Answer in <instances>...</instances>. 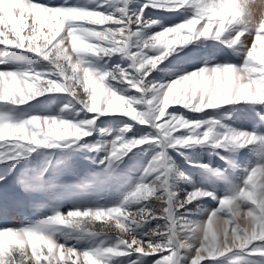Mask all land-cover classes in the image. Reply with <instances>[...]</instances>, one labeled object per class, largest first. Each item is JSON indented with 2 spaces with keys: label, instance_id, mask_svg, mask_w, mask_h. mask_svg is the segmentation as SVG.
Wrapping results in <instances>:
<instances>
[{
  "label": "snow or ice",
  "instance_id": "6c2138e0",
  "mask_svg": "<svg viewBox=\"0 0 264 264\" xmlns=\"http://www.w3.org/2000/svg\"><path fill=\"white\" fill-rule=\"evenodd\" d=\"M184 6L193 7L195 14L181 23L163 28L144 42L145 47L161 46L159 55L153 57L129 51L130 26L144 23L145 8L171 10ZM118 11L121 13L119 17L70 5L67 0L63 5H50L41 0H0V44L25 49L50 60L59 76V79H53L39 71L0 70V101L23 105L46 93L67 92L96 116L123 113L157 130L139 138L117 137L111 148V157L115 159L149 140L172 146L199 144L211 139L216 147H243L256 139L255 133L232 129L214 135L213 127L203 128L204 122L190 120L178 110L169 109L182 106L200 112L233 102L264 103V20L257 26L251 14L237 5V0H147L139 12L131 15L125 0V6ZM230 29L235 31L225 42L229 46L241 44L245 50L244 63L240 66H202L163 86L151 85L155 94L148 101L143 97L118 94L105 83L109 75L114 79L118 75L132 87L147 92V74L171 52L199 38L220 39ZM117 53L132 57L133 66L143 70L140 78L131 79L120 66H116L115 73L98 71L87 66L84 59L89 54L110 56ZM141 102L150 103L152 107L148 111H138L135 105ZM94 122L95 117L73 122L39 115L11 122L0 116V145H18L32 151L33 146L38 145L53 147L60 142L74 143L90 135L89 126ZM130 128L131 125H126L125 131ZM185 130L189 134L181 135ZM164 158L162 150L146 169V173L159 170L154 178L158 183L141 182L128 197L129 200H148L154 196L156 200L166 201L161 212L157 213L151 207L129 212L119 206L94 211L71 210L64 214L57 212L32 226L0 228V264H113L114 261L119 264V258L131 257L133 253L155 256L153 264H176V247H184L185 241L176 240L172 225L166 229L169 235L165 242L139 238L134 227L142 221L164 216L174 225L175 212L211 193L196 188L174 202L175 194L167 188L169 165L164 163ZM258 173L262 178L259 185L255 180ZM158 187L163 189V194L156 192ZM104 217L115 223L114 234L118 237L115 246L78 249L58 243L45 231L49 225L90 231L91 223ZM191 231L196 234L197 243L190 264H206L233 249H244L253 242L264 241V165L253 167L243 185L221 198L206 221L192 226ZM127 264H136V260L129 259Z\"/></svg>",
  "mask_w": 264,
  "mask_h": 264
},
{
  "label": "rangeland",
  "instance_id": "374dc122",
  "mask_svg": "<svg viewBox=\"0 0 264 264\" xmlns=\"http://www.w3.org/2000/svg\"><path fill=\"white\" fill-rule=\"evenodd\" d=\"M254 1L237 0V5L241 2L239 5L248 13L245 5ZM41 2L63 5L65 0ZM146 2L147 0H127L129 15L139 12ZM67 3L118 17L121 16L118 9L125 6V0H67ZM194 14L195 9L191 6L171 10L165 7L145 8L144 23L130 26L132 35L129 51L153 57L159 55L161 46L145 47L144 42L154 33L181 23ZM147 15L155 17L153 21L157 23L149 24ZM259 15L254 20L257 26L264 20V9ZM233 31L235 29L225 32L220 39L199 38L179 46L147 74V92L132 87L118 75L115 79L109 75L105 83L118 94L143 97L148 101L155 94L151 85L163 86L202 66H240L245 59L244 47L241 44L229 46L225 42ZM257 50L259 51V46ZM84 59L87 66L101 72L115 73L116 66H120L130 74L131 79L140 78L143 72L142 69L134 67L132 57L124 53L110 56L89 54ZM0 70L39 71L50 78L59 79L50 60L34 52L3 44H0ZM135 107L138 111H148L152 105L141 102ZM169 110H178L190 120L204 122L202 127H213L214 135L232 129L255 133L256 139L243 147H216L211 139L199 144L172 146H162L149 140L144 145L133 147L120 159H115L111 157V148L117 137L139 138L151 135L157 130L150 124H141L123 113L96 116L87 111L77 97L67 92L46 93L23 105L0 101V116L11 122H20L33 115L54 116L73 122L95 117L94 124L89 126L90 135L74 143L60 142L53 147L38 145L33 146L32 151L18 145H0V177H3L0 179V228L32 226L57 212L64 214L71 210L94 211L119 206L132 212L141 207H151L159 213L166 201L156 200L154 196L148 200H129L128 197L141 182L158 183L154 178L159 170L146 173V169L163 150L164 163L169 165L167 188L175 194L174 202L183 199L196 188L210 192L211 195L193 200L175 212L174 225L166 216L158 217L136 224L134 233L142 239L165 242L169 235L166 229L172 225L176 240L185 241L184 247L172 245L176 247V264H190L193 247L197 243V236L191 231V227L206 221L210 212L218 207L221 198L232 194L243 185L246 175L253 167L264 165V103L233 102L200 112L190 111L182 106H172ZM126 125H131L130 130L125 131ZM186 134H189L187 130L181 135ZM92 146L96 147L93 149ZM261 179L258 173L255 178L257 185ZM156 192L163 194V189L158 187ZM90 228V231H85L65 225H49L45 231L58 243L78 249L118 244V237L114 234V221L104 217L93 221ZM129 259L136 260V264H153L156 257L133 253L131 257L119 258V264H127ZM206 264H264V241L253 242L244 249H233L223 256L207 261Z\"/></svg>",
  "mask_w": 264,
  "mask_h": 264
},
{
  "label": "bare ground",
  "instance_id": "6f19581e",
  "mask_svg": "<svg viewBox=\"0 0 264 264\" xmlns=\"http://www.w3.org/2000/svg\"><path fill=\"white\" fill-rule=\"evenodd\" d=\"M245 1V0H243ZM241 2H239L240 4ZM238 4V6H240ZM246 7V10H249L248 13L251 14V17L253 20H255L256 18H258L260 15L259 13H262L263 12V9H264V0H255L254 2H249ZM243 6V7H245ZM241 7V6H240Z\"/></svg>",
  "mask_w": 264,
  "mask_h": 264
}]
</instances>
